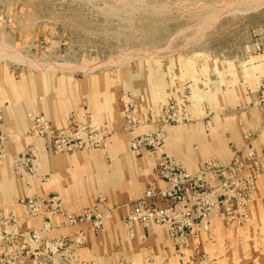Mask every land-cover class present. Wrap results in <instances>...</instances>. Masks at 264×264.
Listing matches in <instances>:
<instances>
[{
	"label": "rangeland",
	"instance_id": "obj_1",
	"mask_svg": "<svg viewBox=\"0 0 264 264\" xmlns=\"http://www.w3.org/2000/svg\"><path fill=\"white\" fill-rule=\"evenodd\" d=\"M263 85L264 0H0V106L25 97L32 105L37 92L58 95L59 88L72 87L78 99L66 124L33 108L25 121H15L18 127L30 128L35 118L58 130L91 127L105 134L107 149L109 136L101 127L118 123L131 134L132 154L166 155L187 170L171 152L178 140L170 134L181 138L191 125L208 133L215 116L242 108L248 93ZM92 87L108 95L100 112L93 104L102 96L87 95ZM3 122L0 107V127ZM29 128L24 135L31 145L45 148L28 136ZM148 133L150 146L133 152V139ZM15 172L35 174L18 173L16 160ZM48 181L45 176L42 183ZM237 246L240 257L247 254L243 244Z\"/></svg>",
	"mask_w": 264,
	"mask_h": 264
},
{
	"label": "crops",
	"instance_id": "obj_2",
	"mask_svg": "<svg viewBox=\"0 0 264 264\" xmlns=\"http://www.w3.org/2000/svg\"><path fill=\"white\" fill-rule=\"evenodd\" d=\"M64 89L59 88L58 95H55L56 91L37 92L32 105H29L30 97H25L16 105L4 102L0 106L4 114L0 131L10 139L9 155L0 164V211L16 213L21 231L25 234L32 229H40L43 221L41 218H29L18 209L17 203L35 194L59 195L66 211L73 214L92 209L97 198L104 196L107 199L106 208L115 211L111 218L104 221L100 232L92 230L89 225L68 226L61 217H51L57 229L48 237H74L82 232L86 236L85 244L68 247L54 256L47 255L43 246L41 253L44 255L38 256L31 245L28 246L27 254L16 253V246L23 242L20 238L15 249L10 250L9 259L13 264H43L47 259L50 264H182L183 260L177 256L174 241L166 227L153 224L147 229L137 227L135 237L128 236L125 218L131 212L134 200L141 197L149 186L161 184L155 171L159 155L149 151H143L139 156L132 154L131 134L118 123L114 127H101L109 136L107 149L92 147L55 155L46 151L43 144L36 142L38 155L35 174H16L17 155L33 142L24 135L29 127H18L21 125L17 126L15 121H25L26 111L34 108L57 124L68 123L67 115L76 105L75 102L78 103V99L72 87L65 89L67 93L63 94ZM95 89L92 87L90 94L84 89L87 92L82 94L102 96L101 100L97 99L93 104L95 112H100L99 108L108 95L100 94L97 89L98 93L94 94ZM260 97L264 99V85L254 87L248 93L242 108L222 117L215 116L214 125L208 133L204 132L205 127L202 125H191L181 138L176 133L170 134L172 141L178 140L177 150L171 152L178 156L190 172L201 168L207 158L228 164L232 159L233 148L243 150L246 146L243 126L255 136L257 154L262 156L264 118L258 107ZM94 119L98 121L97 114ZM144 130H137V133ZM45 176H49V181L42 183ZM248 209L249 221L237 230L233 229L237 226H229L223 219H212L211 233L198 231L189 243V254L204 255L208 264H221L225 258L231 260V264H264V174L257 179ZM100 210L103 211L104 207ZM240 244L248 249L242 257L235 248ZM227 247H233V250L226 255L223 250ZM254 247L259 250L257 254L250 252Z\"/></svg>",
	"mask_w": 264,
	"mask_h": 264
},
{
	"label": "built area",
	"instance_id": "obj_3",
	"mask_svg": "<svg viewBox=\"0 0 264 264\" xmlns=\"http://www.w3.org/2000/svg\"><path fill=\"white\" fill-rule=\"evenodd\" d=\"M258 107L264 118V99L259 98ZM34 124L28 130V136L42 140L50 152L63 153L92 147L106 149L105 134L91 127H77L58 130L39 118L32 119ZM133 129V127H131ZM246 146L243 150L233 148L232 159L228 164L210 158L201 169L190 173L176 161L162 155L157 165V178L160 185H151L144 194L135 199L131 212L125 218L128 236L134 238L137 227L147 229L150 225L166 227L174 241L177 256L182 264H208L204 255L189 254V243L198 231L211 233L212 219H223L229 226H243L249 219V204L255 192L257 179L264 174V153L257 154L255 136L243 126ZM0 164L9 154V138L0 132ZM152 134L146 138H134L132 151L140 152L142 147L150 146ZM161 141V137H156ZM154 144V148H158ZM159 149V148H158ZM37 148L31 145L16 158L18 173H34ZM107 200L99 198L92 209L80 214L68 213L59 195L36 197L18 201V209L29 218H41L42 227L32 229L27 234L21 231L16 213L6 214L0 211V264H13L9 259L10 250L21 238L23 242L16 246V253L27 254L28 246L35 248L41 256L44 246L49 256L59 254L71 246H82L86 242L84 233L74 237H57L48 234L57 229L50 218L59 216L68 226L89 225L94 231L103 229L104 221L112 217L115 209L106 208ZM104 207L101 211L100 208ZM14 253H12L13 255ZM43 264H50L47 259Z\"/></svg>",
	"mask_w": 264,
	"mask_h": 264
}]
</instances>
